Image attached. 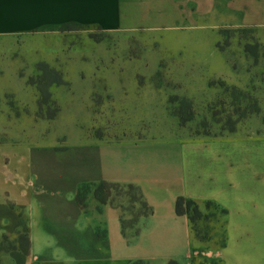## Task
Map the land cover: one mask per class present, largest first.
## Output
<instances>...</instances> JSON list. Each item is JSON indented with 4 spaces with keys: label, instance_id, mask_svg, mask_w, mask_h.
<instances>
[{
    "label": "crops",
    "instance_id": "0c3cea01",
    "mask_svg": "<svg viewBox=\"0 0 264 264\" xmlns=\"http://www.w3.org/2000/svg\"><path fill=\"white\" fill-rule=\"evenodd\" d=\"M216 19L264 28V0H0V34L194 31ZM103 138L91 143L84 181L61 186L72 174L48 173L40 159L28 164L33 181L0 192V264H264V135ZM102 182L138 187L152 214L124 229L120 207L94 198L80 207L79 190ZM180 197L225 212L211 244L192 245Z\"/></svg>",
    "mask_w": 264,
    "mask_h": 264
},
{
    "label": "rangeland",
    "instance_id": "374dc122",
    "mask_svg": "<svg viewBox=\"0 0 264 264\" xmlns=\"http://www.w3.org/2000/svg\"><path fill=\"white\" fill-rule=\"evenodd\" d=\"M224 23L177 32L105 34L72 25L0 34V192L33 181L28 164L40 159L48 173L61 167L75 179L59 185L84 181L91 143L101 137L264 135V28ZM52 70L62 85L53 84ZM96 193L104 196L101 183L85 185L80 199L86 205ZM110 193L127 225L145 212L131 189Z\"/></svg>",
    "mask_w": 264,
    "mask_h": 264
},
{
    "label": "trees",
    "instance_id": "16d2710c",
    "mask_svg": "<svg viewBox=\"0 0 264 264\" xmlns=\"http://www.w3.org/2000/svg\"><path fill=\"white\" fill-rule=\"evenodd\" d=\"M72 26V25H68ZM65 27V26H63ZM99 29V28H98ZM52 72L56 75H58L57 81H55L53 84H63V80L61 77V74L55 70H52ZM40 91H42L40 89ZM45 96L47 99L50 98V93L47 91L45 93ZM56 114L52 117H49L48 119L52 120L55 119ZM102 191L105 192L104 196L99 195V193L95 194V200L100 203V205H106V204H113L112 201H110L111 198V191L114 189H119L122 187H126L131 189L132 191L136 192L137 194V200L140 201L142 208L145 210L144 213L140 214L138 216V219L140 217H147L152 214V209L147 204V202L144 200L142 193L140 189L134 185H119V184H113L108 182H102L101 183ZM82 191V188L79 190L77 194V202L80 205V207L84 208L85 202L80 199V192ZM176 214L179 216H187L190 221V227H191V233H192V245L196 248H201L204 246H207L208 244H211L214 240V235L219 229H223V226L220 223V220L222 216L224 215V211L221 210L216 204L212 202H206L204 204H199L197 202L187 200L183 197H180L177 199L176 202ZM138 219L134 222V224L127 225L126 220L122 221V226L124 229L135 226ZM219 227V229H218ZM223 233V231H222ZM224 243V234L222 236V240H218L217 244L219 246L223 245ZM196 263V259H192V264ZM134 264H144L142 262H136ZM169 264H178L176 261H170Z\"/></svg>",
    "mask_w": 264,
    "mask_h": 264
}]
</instances>
